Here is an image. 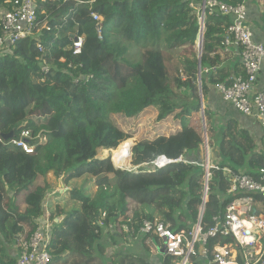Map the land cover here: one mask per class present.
Wrapping results in <instances>:
<instances>
[{
	"label": "trees",
	"instance_id": "1",
	"mask_svg": "<svg viewBox=\"0 0 264 264\" xmlns=\"http://www.w3.org/2000/svg\"><path fill=\"white\" fill-rule=\"evenodd\" d=\"M6 1L0 0V10L8 9ZM36 8L38 32L0 56V185L12 194L5 209L0 208V264H15L7 249L27 239L44 215L50 191L44 177L50 172L67 183L85 168L97 188L92 198L72 189L70 196L80 204L79 210L64 214L57 207L51 212V221L63 217L52 227L50 264L88 258L112 222L125 221L133 233L144 220L154 221L150 213L135 209L132 217L118 219L130 212L131 202L150 204L164 194L178 199L164 200L168 222H161L176 232H189L199 223L205 232L227 204L229 184L222 169L253 174L255 168L264 167V155L256 151L258 141L235 121H226L216 145L222 163L220 170H210L203 205L205 170L198 152L203 145L202 123L205 118L209 125L213 112L208 106L202 110L200 99L215 85L229 84L237 71L221 66L220 44L230 18H206L200 63L196 58L186 60L181 73L151 89L142 73L161 48H192L200 37L199 22L186 0H38ZM92 13L102 18L101 38ZM78 36L84 38L83 48L73 55L72 43ZM130 45L142 49L141 61L127 59ZM42 61L48 65L46 73L41 71ZM199 68L215 71L202 74L199 84ZM85 77L87 82L81 79ZM152 111L149 118L156 117V125L147 139L132 147L129 166L149 164L160 156L170 160L186 156L187 163L130 172L115 169L111 156L105 159L99 154L101 160H94L98 150L130 154L132 141L115 125L116 116L138 122L142 113ZM25 131L30 133L27 142L34 145L33 153L3 145ZM9 157L23 159L28 170L15 177L13 167L7 166ZM11 175L14 179L6 181Z\"/></svg>",
	"mask_w": 264,
	"mask_h": 264
},
{
	"label": "built area",
	"instance_id": "2",
	"mask_svg": "<svg viewBox=\"0 0 264 264\" xmlns=\"http://www.w3.org/2000/svg\"><path fill=\"white\" fill-rule=\"evenodd\" d=\"M38 0H7L8 9L0 10V56L8 54L20 41L38 32L37 8ZM45 2V0H42ZM200 25L198 43L201 46L202 30L206 18H230V24L224 31L221 41L222 56L233 53L239 60L242 75H233L229 84L220 83L214 90L221 99L228 102L241 115L254 117L262 131V146H264V43L257 42L252 29L247 25V7L245 3L236 5L220 0H186ZM96 23L99 38L101 33V17L91 14ZM84 38L76 37L72 43L73 55L81 54ZM42 51V46H39ZM70 67V66H69ZM42 72L48 71L47 64L42 61ZM215 71L198 69L197 79L200 84L202 74ZM88 81L89 77L81 78ZM203 110V105H202ZM203 118V115H202ZM29 132L3 143L21 149L26 154L34 151ZM206 153V167L203 165L204 193L203 205L207 199V183L211 179L210 170H220L216 165H209ZM187 163L186 156L176 160L164 156L157 157L149 164L133 167L144 171H156L173 163ZM211 166V167H209ZM135 168V169H134ZM228 180L227 204L221 214L212 218V226L205 232L199 223L189 232L173 231L161 221L144 220L137 231L138 237L151 239L156 247L163 248V255L179 259L180 264H264V167L255 175L223 168ZM135 172V171H134ZM67 191L71 188L67 187ZM62 189H56L60 193ZM44 215L39 219L35 230L18 246L15 264H50V243L53 233L51 213L46 202L43 204ZM104 216V215H103ZM62 218L63 215L61 214ZM229 239L228 243L220 245L211 241L214 239Z\"/></svg>",
	"mask_w": 264,
	"mask_h": 264
},
{
	"label": "rangeland",
	"instance_id": "3",
	"mask_svg": "<svg viewBox=\"0 0 264 264\" xmlns=\"http://www.w3.org/2000/svg\"><path fill=\"white\" fill-rule=\"evenodd\" d=\"M129 51V55L127 56L128 60H134L135 62L141 61L140 55L142 53V49L140 47L130 45ZM200 51L201 46L199 45L198 41L192 48L182 47L173 50H166V48H161V54L157 58H154L151 63L146 65V67L143 69L142 75L145 81H147L148 86L151 89H156L162 86L166 77L175 75L176 73H181L183 70V64L186 60L193 58L198 59L201 53ZM200 100V105H203V108L207 107V105H210V109L212 108L211 110H213V113L211 112L212 118L209 120V125L207 123V120H205L204 118V123H202L203 130H201L202 134L204 133L206 136V143L209 146V153H206H208V157L210 155V158H208V160L209 165H212L214 162L212 161V159L219 155L218 153H216V145L220 136L221 128L224 125L226 119L224 116L226 115L223 109L221 107V109L218 108L215 104L217 101L213 103H208V100L206 98H202ZM145 113H142L141 119H138V122H136L135 120H126L122 116H116V118H114L115 125L129 136L128 138L132 141V146L133 144H136V142L140 139H147L151 135L150 129H154V126L156 125V117L149 118L154 114V112L152 111L150 113H147L146 115ZM145 116H147L148 119H146ZM199 117L202 119L201 114H199ZM222 117H224L223 120ZM134 122H136L138 126H136ZM105 143L109 144L110 142L108 140H105ZM206 143H204L202 146H205ZM256 149H258L261 154L264 155V146L257 145ZM103 151L98 150L94 160H101V158H99V154H102L104 157H106L105 159L113 158L112 165L115 166V159L112 155H110L109 150H105L104 152ZM114 152H116L115 149ZM204 152V147L200 148L198 156L202 164L206 167L207 159L206 153ZM127 155L129 159V154ZM217 158L218 160L220 159L219 156ZM7 164V166L13 167L12 171L13 173H16L14 174L15 177L16 175H20L28 170V168L25 167V162L23 159L20 160L16 157H9V162ZM127 167L128 168H121L119 170L130 172L136 171L133 170L131 166H129V160ZM14 176L11 175L6 181L13 180ZM109 177H111V175ZM44 178L50 185L49 193L52 194V196L47 199L49 200V202H47V205L49 206L50 204V206L52 207L51 209H54L55 211L57 207H60V209L65 213L80 209V205L76 201H74L70 196V192L72 191V189L80 191L83 195L89 196L90 198L94 197L97 192V188L94 184L95 179L91 175V172H87L85 168L82 169L80 173H76L74 176H72V178L66 184L68 185V187L71 188V190L67 191L69 193L65 192L63 196L60 195V193H62L61 190L60 193L56 192V188H59L56 185H61L63 183L62 179L54 177L51 172L47 173ZM11 195V192L5 193L3 187L0 185V208L3 207V209H5V204L7 203ZM167 198L176 200L178 199V196L164 194L156 197L150 204L142 203L138 205L134 202H131L129 205L130 212H128L125 217H120L118 220L122 221L132 217L133 209H135L136 211H141L145 214L150 213L157 221L166 220L165 214L168 213V208L165 205L164 200ZM21 203L22 202L19 200L18 205H20ZM184 217L186 219L187 214L184 215L183 218ZM124 223L125 221L121 223H118L116 221L112 222V231L116 233L118 237L108 236V234H106L104 230L100 235V239L96 242V244H94L95 246L93 248V251L90 253V256L88 258L78 256L69 264H111L112 262H122V264H141L140 261L153 263L154 259L157 260V264H180L181 261L179 259L165 257L163 256V254L161 255L158 252L155 253L154 251H156V247H154L150 243L146 244L141 239L133 240V237L131 235L132 231L129 230L127 228V225ZM14 247H16L17 249L18 245L13 244L12 246H10V248ZM8 250L9 249H7V251Z\"/></svg>",
	"mask_w": 264,
	"mask_h": 264
},
{
	"label": "crops",
	"instance_id": "4",
	"mask_svg": "<svg viewBox=\"0 0 264 264\" xmlns=\"http://www.w3.org/2000/svg\"><path fill=\"white\" fill-rule=\"evenodd\" d=\"M242 2L245 3V5L247 7V11H248V15H247V25L252 29V31H253V33L255 35V40L257 42L264 43V0H242ZM197 41H196V43H197ZM221 57H222L221 66L225 65L226 67H229L231 69L232 68L233 69L234 68L237 69V71L236 72H233L232 75H242L243 74V71H242L239 63H237V62H239V60H238L237 56L234 55V53L231 56H226L224 58H223V56H221ZM235 65H236V67H234ZM263 83H264V75H263ZM206 99L208 100V103L209 102H212L213 103V102H216L217 101L215 104L217 105L218 108L221 107L223 109L225 115H226V116H224L226 118L225 119V122L226 121H229V120L235 121L240 126L241 129H244V130L248 131V133L256 141H258V144L257 145L262 146V131H261V127H260L259 122L254 117H246V116H243L240 113H238L232 107L231 104H229L228 102L223 101L221 99L220 95L217 94L213 88H211V91L208 94V96L206 97ZM207 106L208 107H211L210 105H207ZM211 111L213 112V110H211ZM224 117H222V120H223ZM225 122H224V124H225ZM202 138H203V144L206 143V136H205L204 133L202 134ZM202 147H204V150H205L204 153H206V152L209 151V146L207 145V143H206L205 146H202ZM256 151L260 152L258 149H256ZM216 153H218V151ZM217 157L213 158L214 160L212 159V161H214V162H213V164L212 163L211 164L212 165H216V166L219 167V164L222 163V160H221V158L218 160ZM209 158H210V155H209ZM226 168L227 169H231V168H228V167H226ZM258 170L259 169L255 168L253 170V172H252L253 174H250V172H247L246 170H244V171L238 170V171L239 172H244V173L250 174V175H255ZM233 171H235V170H233ZM60 179L63 180V183L61 185H56L57 187H59V188H56V189H62V193H60V195L63 196V194H65V192H67V189L66 188L68 187V185H66V184L68 182L65 183V181H64V179L62 177H60ZM67 193H69V192H67ZM50 196H52V194L51 193H48V195L45 198V202L46 203L49 202V200H47V199L50 198ZM48 207H49L50 213L53 212V211H55L54 209H51L52 208L51 206H48ZM62 213L66 214L63 211H62ZM54 218H55V220H52L53 226L55 225V223L58 224L61 221V219H62L60 216H56ZM112 229H113V227H112V225L110 223L109 226H108V229L105 230L104 232L106 234H108V236L114 235V236H111V237H118V235L116 233H114L112 231ZM131 235L133 237V240L141 239L146 244H149L150 243L151 245H153L154 247H156L154 245V243L151 242V239L144 238V237L140 238V237L137 236L136 233H131ZM11 249H13V250H11ZM161 249L163 250V248L156 247V251H154V252L155 253L158 252L159 254L162 255L163 253H162V250ZM8 251H9V253H11L10 251H12L13 252V255L15 257L14 259H16L17 255H18V248L16 249V247H14V248H10L9 247V250ZM74 259H76V258L74 257L73 259L69 260L67 264H69ZM146 263L147 264H157V260L154 259V262L153 263H150V262H146ZM111 264H117V263H113L112 262ZM118 264H120V263H118Z\"/></svg>",
	"mask_w": 264,
	"mask_h": 264
},
{
	"label": "bare ground",
	"instance_id": "5",
	"mask_svg": "<svg viewBox=\"0 0 264 264\" xmlns=\"http://www.w3.org/2000/svg\"><path fill=\"white\" fill-rule=\"evenodd\" d=\"M110 155H112L115 159V166L119 167V168H128V155L127 153L123 152V151H119V152H114V149H110L109 150ZM135 169V168H134ZM140 169V168H138Z\"/></svg>",
	"mask_w": 264,
	"mask_h": 264
},
{
	"label": "water",
	"instance_id": "6",
	"mask_svg": "<svg viewBox=\"0 0 264 264\" xmlns=\"http://www.w3.org/2000/svg\"><path fill=\"white\" fill-rule=\"evenodd\" d=\"M201 52V51H200ZM198 63H200V55H199V58H198ZM12 137V135H10V136H8V137H6L5 139H10ZM135 144H133V146H134ZM133 146H131V149H130V154H129V163L131 162V150H132V147ZM115 167V169H121V168H119V167H116V166H114ZM202 214H203V211L201 210V216H202ZM162 250V249H161ZM162 253H163V250H162Z\"/></svg>",
	"mask_w": 264,
	"mask_h": 264
},
{
	"label": "clouds",
	"instance_id": "7",
	"mask_svg": "<svg viewBox=\"0 0 264 264\" xmlns=\"http://www.w3.org/2000/svg\"><path fill=\"white\" fill-rule=\"evenodd\" d=\"M102 19V18H101ZM101 24V23H100ZM48 66V65H47Z\"/></svg>",
	"mask_w": 264,
	"mask_h": 264
}]
</instances>
